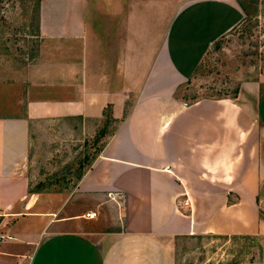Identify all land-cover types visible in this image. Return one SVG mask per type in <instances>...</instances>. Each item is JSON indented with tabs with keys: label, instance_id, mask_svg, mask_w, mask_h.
<instances>
[{
	"label": "crops",
	"instance_id": "0c3cea01",
	"mask_svg": "<svg viewBox=\"0 0 264 264\" xmlns=\"http://www.w3.org/2000/svg\"><path fill=\"white\" fill-rule=\"evenodd\" d=\"M246 4L36 0L34 55L0 59V264H173L177 237L264 235V80L174 95ZM104 117L71 188L29 189L35 135L84 142Z\"/></svg>",
	"mask_w": 264,
	"mask_h": 264
},
{
	"label": "rangeland",
	"instance_id": "374dc122",
	"mask_svg": "<svg viewBox=\"0 0 264 264\" xmlns=\"http://www.w3.org/2000/svg\"><path fill=\"white\" fill-rule=\"evenodd\" d=\"M246 1L242 21L207 48L192 76L176 88L174 95L180 102L231 97L239 82L264 80V0ZM35 15L36 0H0V59L4 57L12 68L27 63L36 51ZM3 60L0 68L5 66ZM113 126L104 117L100 128L84 142L35 135L29 189L52 192L71 188ZM172 259L173 264H264V235L177 237Z\"/></svg>",
	"mask_w": 264,
	"mask_h": 264
},
{
	"label": "built area",
	"instance_id": "2783aa9c",
	"mask_svg": "<svg viewBox=\"0 0 264 264\" xmlns=\"http://www.w3.org/2000/svg\"><path fill=\"white\" fill-rule=\"evenodd\" d=\"M1 216H2V214L0 213V217H1ZM86 217H89V214H87ZM4 239H5V236L0 234V244H1V242H2Z\"/></svg>",
	"mask_w": 264,
	"mask_h": 264
}]
</instances>
